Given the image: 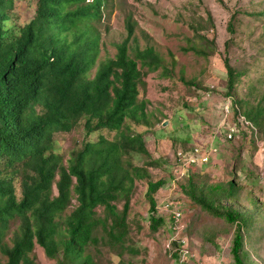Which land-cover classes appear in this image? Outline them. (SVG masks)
Listing matches in <instances>:
<instances>
[{"label":"trees","instance_id":"obj_1","mask_svg":"<svg viewBox=\"0 0 264 264\" xmlns=\"http://www.w3.org/2000/svg\"><path fill=\"white\" fill-rule=\"evenodd\" d=\"M112 3L36 0L34 15L21 22L12 13L13 0H0V264H37L32 256L37 244L56 264H97L100 228L118 246L128 235L138 181L148 183L151 228L166 225L157 204L166 182L154 181L149 171L160 162L152 159L137 130L148 124V102L141 99L144 70L158 71L163 59L153 45L141 48L135 41L131 15L124 17L126 37L116 43L115 55L97 59L98 24ZM230 30L234 32L232 25ZM226 67L227 114L256 132L261 110L255 113L248 99L238 98L240 76L229 58ZM80 124L82 146L64 163L54 135ZM94 134L97 140L91 138ZM134 156L151 160L137 166ZM203 167L186 168L184 178ZM240 189L232 181L228 188L200 189L191 180L186 192L203 209L237 227L232 254L236 264H248L246 232L257 229L260 209L242 212L221 202L238 201ZM73 200L77 205L69 211ZM174 245L181 248V242Z\"/></svg>","mask_w":264,"mask_h":264},{"label":"rangeland","instance_id":"obj_2","mask_svg":"<svg viewBox=\"0 0 264 264\" xmlns=\"http://www.w3.org/2000/svg\"><path fill=\"white\" fill-rule=\"evenodd\" d=\"M35 4L36 0H13L12 13L19 21H28ZM126 15L132 16L139 46L153 45L163 59L158 71L144 70L141 99L148 102V124L137 130L144 135L152 159L160 162L149 171L154 181L166 182L157 204L158 215L167 222L157 231L151 228L148 183L138 181L127 220L128 235L118 246L100 228L97 264H236L232 248L237 227L195 203L186 192L191 180L200 189L228 188L232 181L241 187L239 200L224 198L223 205L242 212L259 207L257 229L245 230V249L248 264H264V0H113L98 24L99 61L113 57L116 43L126 37ZM227 58L240 76L238 98L248 99L255 113L261 110V127L256 132L240 125L233 113L227 114L231 101ZM232 129L236 132L230 142ZM84 136L81 124L70 132L55 133V147L64 163L72 151L81 148ZM91 138L97 140L98 135ZM193 146L203 147L209 157L214 149L218 152L209 165L193 169L188 179L184 169H176V159L180 151ZM150 160L132 158L137 166H146ZM75 205L73 200L69 211ZM174 211L183 212L185 233L171 230ZM99 212L104 216L102 209ZM174 242H181V248ZM32 256L37 264H56L38 244Z\"/></svg>","mask_w":264,"mask_h":264},{"label":"built area","instance_id":"obj_3","mask_svg":"<svg viewBox=\"0 0 264 264\" xmlns=\"http://www.w3.org/2000/svg\"><path fill=\"white\" fill-rule=\"evenodd\" d=\"M227 111H229V109L227 108ZM235 129H232L231 132L229 133V139L232 140L234 138L235 135ZM215 151L212 152V156L209 157L208 154H203L205 152V150L203 149V147H194L190 152H184V151H180L177 154V162H178V167L185 169L190 167V166H202V165H209L212 161V159L214 158L213 155L215 154V152L217 153L218 150L214 149ZM207 152H211L207 151ZM216 157V154H215ZM170 208H172L171 206H169ZM184 214L181 211H174L173 215L170 219V224H171V230L173 231V233H177V234H181V233H185L187 231L186 226L184 225ZM185 255H188L189 252L188 251H184L183 252Z\"/></svg>","mask_w":264,"mask_h":264}]
</instances>
